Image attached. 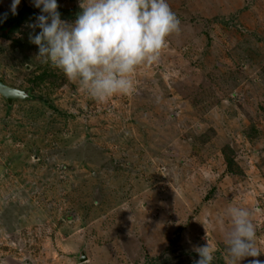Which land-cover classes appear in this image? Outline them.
<instances>
[{"label":"rangeland","instance_id":"1","mask_svg":"<svg viewBox=\"0 0 264 264\" xmlns=\"http://www.w3.org/2000/svg\"><path fill=\"white\" fill-rule=\"evenodd\" d=\"M168 3L179 32L103 100L0 39V80L33 97H0V264H195L207 243L232 264L234 206L260 253L235 264L264 262V0Z\"/></svg>","mask_w":264,"mask_h":264},{"label":"clouds","instance_id":"2","mask_svg":"<svg viewBox=\"0 0 264 264\" xmlns=\"http://www.w3.org/2000/svg\"><path fill=\"white\" fill-rule=\"evenodd\" d=\"M31 2L40 10L28 24L32 29L29 40L39 49L36 57L69 79L78 80L100 100L128 92L133 87L130 74L137 66L156 61L167 38L180 30V20L168 0H81L82 11L72 23L61 18L57 0ZM20 4L21 0H12L13 15ZM228 212L232 228L227 244L232 264L259 256L250 212L235 206ZM195 251L200 257L195 264H212L214 250L208 243ZM250 264L264 262L254 259Z\"/></svg>","mask_w":264,"mask_h":264},{"label":"trees","instance_id":"3","mask_svg":"<svg viewBox=\"0 0 264 264\" xmlns=\"http://www.w3.org/2000/svg\"><path fill=\"white\" fill-rule=\"evenodd\" d=\"M38 11H40L39 9H31L30 7L24 5L18 12L16 15H13L12 13H7V18H4V14H2L0 16V39H4L7 41H11L12 45L14 48H19L17 47V45L21 46L24 43V40H22L21 38H18L16 40H12V37L16 34H18V32L20 31V29L25 26L28 25L32 22L35 21V17L38 15ZM61 12V18L64 19V17L66 16L67 11H63L60 10ZM68 19V18H67ZM69 20H71V18H69ZM38 30V29H36ZM32 31V29H31ZM29 34V33H28ZM25 59H27L26 57H24ZM22 64V63H21ZM46 72H43L41 76H35L33 81H40L41 79L44 78ZM35 82H32L31 85H33ZM37 98V96H36ZM231 161H228L227 165L230 167ZM217 255V254H216ZM217 260H213L212 264H222V262L217 261Z\"/></svg>","mask_w":264,"mask_h":264},{"label":"water","instance_id":"4","mask_svg":"<svg viewBox=\"0 0 264 264\" xmlns=\"http://www.w3.org/2000/svg\"><path fill=\"white\" fill-rule=\"evenodd\" d=\"M0 97L3 98L8 107L12 105L14 101H24L32 99L30 90H19L17 88L6 85L2 80H0ZM86 257L83 253H79L78 262H84Z\"/></svg>","mask_w":264,"mask_h":264},{"label":"crops","instance_id":"5","mask_svg":"<svg viewBox=\"0 0 264 264\" xmlns=\"http://www.w3.org/2000/svg\"><path fill=\"white\" fill-rule=\"evenodd\" d=\"M31 32L32 31H30L28 33L30 34ZM36 32H39V29L36 30ZM28 33L26 34V36L24 38H21L22 40H24L23 42H21V43H24L22 45V48L19 45H17V47H19V49H22L23 52L25 50L26 53H29V54H26L24 52L26 54L25 57L31 59L32 62H33L32 64L35 65L36 63H41V61L40 62H36L37 61L36 59H39V58L36 57L37 54H38L39 49H38V46H36V45H34V44H32L30 42V40H29V34ZM27 63L28 62H25V64H27Z\"/></svg>","mask_w":264,"mask_h":264}]
</instances>
